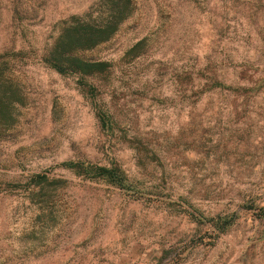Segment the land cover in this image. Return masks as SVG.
<instances>
[{
  "label": "rangeland",
  "instance_id": "obj_1",
  "mask_svg": "<svg viewBox=\"0 0 264 264\" xmlns=\"http://www.w3.org/2000/svg\"><path fill=\"white\" fill-rule=\"evenodd\" d=\"M134 2L91 80L41 58L95 0H0V264H264V0Z\"/></svg>",
  "mask_w": 264,
  "mask_h": 264
},
{
  "label": "trees",
  "instance_id": "obj_2",
  "mask_svg": "<svg viewBox=\"0 0 264 264\" xmlns=\"http://www.w3.org/2000/svg\"><path fill=\"white\" fill-rule=\"evenodd\" d=\"M95 4L97 10L95 14L89 12L85 15H71L62 21L60 32L52 45L45 49L41 58L50 68L59 73L78 74L80 78L89 77L91 80L102 78L103 75L110 73V64L107 61L86 59L77 52L91 49L111 38L118 27L133 14L135 2L134 0H95ZM137 45L133 46L127 54L134 52ZM132 55H137V53ZM5 56L6 53L0 54V89L10 82L8 73L11 66L8 65L9 61L4 59ZM83 84L91 91L98 90L96 83L85 80ZM213 86L221 87L224 84L215 81ZM226 88H231V85ZM103 105L97 106L95 113L103 126L111 127L112 112L108 107L103 109ZM63 166L77 173L88 175L90 178L102 179L117 186H122L124 182H131L116 163L66 162ZM29 180L38 185L56 179L35 173L29 176Z\"/></svg>",
  "mask_w": 264,
  "mask_h": 264
}]
</instances>
